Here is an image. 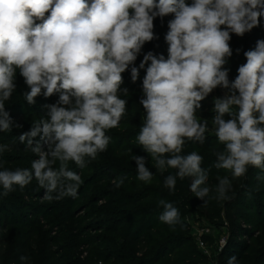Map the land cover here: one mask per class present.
<instances>
[{"label": "clouds", "instance_id": "obj_1", "mask_svg": "<svg viewBox=\"0 0 264 264\" xmlns=\"http://www.w3.org/2000/svg\"><path fill=\"white\" fill-rule=\"evenodd\" d=\"M169 14L167 58L149 51L134 66L145 42L158 39L154 19ZM261 17L264 0H0V132L13 128L5 101L16 90V69L29 88L24 93L29 104L41 95L58 96L46 105L47 117L19 136L38 157L31 168L8 170L0 159V197L35 178L45 200L75 198L82 180L68 162L84 168L107 150L111 137L106 130L116 128L126 114L127 101L118 95L128 94L121 88L122 73L130 69L136 82L145 65L139 103L146 115L136 140L159 172L176 170L165 177L164 187L173 192L177 178H192L190 191L207 203L211 189L208 170L201 167L203 157L182 152L187 141L203 144L207 139V119L198 120L196 112L217 87L226 90L214 98L212 109L224 150L215 153L213 166L231 170L234 178L245 176L248 166L264 172V40L244 52L246 63L234 80L224 67L233 54L231 34L242 37L259 26ZM9 149L0 144V153ZM132 159L137 179L149 183L153 172L146 158ZM218 180L216 199H232L229 178ZM124 182L123 176L113 180L116 188ZM158 206L162 223L173 230L184 226L173 203L160 199ZM19 259L26 262L29 257ZM227 264L239 261L233 255Z\"/></svg>", "mask_w": 264, "mask_h": 264}, {"label": "trees", "instance_id": "obj_2", "mask_svg": "<svg viewBox=\"0 0 264 264\" xmlns=\"http://www.w3.org/2000/svg\"><path fill=\"white\" fill-rule=\"evenodd\" d=\"M172 18V14H169L165 16L162 21L159 38L153 50V54L157 56L163 55L165 58L168 56L169 46L165 41V35L169 31L168 21ZM226 68L230 69L229 73H231V67L226 66ZM143 74H146V70L143 71ZM122 78L123 82L121 88H127L129 97L120 93H118V95H120V98L127 101L126 114L122 116L116 128L106 130V135L111 137L108 147L113 150L111 154L113 157L117 158L119 162L116 164L108 162L107 166L102 167L95 166L90 160L84 168L80 169L74 162H68L69 169L73 168L75 172L94 173L96 171L97 174H92L91 178L87 180L91 182L89 187H87L86 184H80L78 194L75 198L65 197L60 200L54 199V208L58 207V211L62 213V217L65 219L64 223L74 219L76 211L88 210L96 204L105 202L106 208L100 211L101 217L99 222L95 227L94 225L92 228L88 227L86 231H92L93 229L96 233L106 232L110 236L103 240L104 245H106H103V253L94 254L92 262L89 263L98 264L100 261H103L104 264H197L195 261L198 255L191 249L193 238L190 236L191 229L188 224V218L193 213H201V211L221 221H223L222 213L225 212L227 215L226 219L230 221L234 227L238 223H242L245 227L253 229L254 227L258 228L260 224H264V216L259 218V222H254L256 213L254 212V206L252 204L253 197L251 196L254 191L260 189L259 187L264 186V180L261 181V184H252V181L249 180L242 186L240 195H236L237 190L235 191V180L238 179L231 180L232 190L228 195L233 198L230 200L216 199V186L212 185L213 191L205 198L207 203L196 198L190 191L189 178L183 180L177 178V183L173 192H170L169 189L164 187L165 177L169 174L175 175L176 170L169 168L163 173L159 172L153 166L155 161L151 159L149 154L145 152L137 142L136 137L139 134L140 127L144 122L146 114L139 103L138 88L136 82L131 80L130 71L128 70V74L126 71L122 73ZM140 87H142V84H140ZM19 92L22 91L15 90L11 98L5 101L6 110L9 112L13 122H16L20 118L25 119L27 115L30 114L29 110L31 108H28L30 104L21 101L20 98L18 99L17 94ZM53 99L55 101L57 98L55 97ZM201 104L202 107L200 110H197V114L201 117V120L207 119V131L205 133L207 139L203 144L187 141L183 146V155H187L193 151L197 152L198 145L206 150L219 148L216 143V138L209 133L213 129V124H211V122L213 123L212 117L214 113L213 111L208 112L212 107L208 106L205 102H201ZM46 105L48 104L42 101L38 103L36 107L44 111L43 109H47ZM138 109H142V111ZM24 111L28 112L24 113ZM32 117L39 120L40 118H46L47 115L44 116L43 112L37 110V112L32 114ZM225 118L228 119L229 117L226 116ZM0 144L9 145V151L14 150L18 146H20L22 152L28 150L26 149V144L19 141V135H17L14 130L11 132H0ZM222 148L224 149V146H222ZM133 155L145 157L147 162L152 165V167H149V170L153 172V178L149 183H155L157 185L156 188H144L143 185L148 183L137 179V171H130V173L125 176L124 184L120 188L115 187L112 191L115 192V194L106 193L103 196H97L91 193L94 187H98L105 183H113L114 179L121 177L117 171H123L125 169H123L122 166L125 167L124 163L126 159L134 161L136 166L135 160L132 159ZM168 155L167 153L165 154V156ZM18 157L19 156H6L5 154H0V159L4 161V167L21 161ZM23 161L24 160H22V162ZM215 161V158L209 160L207 156L203 157V162L209 170V177L224 176L222 173L225 174L226 171H231L215 168L213 166ZM54 166L58 168L59 161H57ZM251 167L253 171H256L258 177L264 176V172L259 168L254 166ZM85 168H88V170L86 171ZM231 177L234 178L233 176ZM33 181L34 178L31 182ZM21 190L19 186H16L15 190L10 192L7 196L0 197V264L33 263L31 249L36 247L34 239L37 236V230H35L34 225L42 221L38 216L39 214H37L38 209H36L34 205L23 202L22 205H19L18 203L14 204L12 202L10 197L13 196L14 199V193H18ZM41 190L45 191L43 188H41ZM87 197L89 200H85ZM40 198L41 194L38 193L27 196V199ZM160 199H165L173 203L174 206L179 209L181 221L184 225L183 227L177 225L175 230H173L170 226L159 220V216L163 211L162 207L158 206V201ZM22 207L25 212L24 216L20 218V208L22 209ZM15 226H22L24 230L22 242L7 255V231L10 227ZM251 236L252 232L250 230L242 226H236L231 232L232 239L230 244L232 243L234 245V250L246 252L248 245L243 242H238V240ZM74 241L77 242V240ZM120 242L123 243V246L118 244ZM54 243L55 241H51L50 251L57 248ZM98 243H101V239H96L93 242V244ZM78 245L79 244H75L68 250L65 256L66 264H87V262L77 259L76 254L73 253ZM61 250H67V248L63 246ZM22 255L29 257L28 261L21 262L19 257ZM237 259L239 261L240 258L238 257ZM48 263H50V260L46 258L42 264Z\"/></svg>", "mask_w": 264, "mask_h": 264}, {"label": "rangeland", "instance_id": "obj_3", "mask_svg": "<svg viewBox=\"0 0 264 264\" xmlns=\"http://www.w3.org/2000/svg\"><path fill=\"white\" fill-rule=\"evenodd\" d=\"M187 4H191L193 0H185ZM131 11V10H130ZM50 13H46V16ZM164 19V18H163ZM163 19L157 17L154 19V33L159 38L160 30L162 28V21ZM39 23V21H37ZM223 27V26H222ZM257 40H264V17L260 18V24L259 26L253 28L250 32L245 33L242 37L237 36L236 34H231V40L229 41L230 47L232 49V56L228 58V62L224 67L230 66L231 67V73H229V80H234L236 76L238 75L237 69L240 65L246 63V58L244 56V52L248 50H252L256 46ZM157 39H153L152 41L145 42L141 53L137 56L136 61L134 62V66L139 67V64L143 60L144 54L151 51L153 52L155 44ZM237 49H240L239 53H237ZM150 63V62H149ZM147 68V65H145L144 69H140L139 71V77L136 81V86L138 88V97L141 99L143 96L142 87H140V84H142L143 78L145 74H143V71H145ZM19 69H16V90H20L22 92H19L18 99L20 98L21 101L27 102L24 98V93L29 91L28 86L24 82V78L19 75ZM130 71V69H129ZM126 73L128 74V70H126ZM224 89L217 87L214 89L203 101L208 106H211L212 109L214 107V98L216 97H222L225 94ZM126 97H129V95H124ZM57 98L58 96L55 94L51 97L45 98L44 96H39L36 98L35 104H30L28 108L30 114L27 115L25 119L20 118L13 124L12 130L15 131L17 135H21L24 132H27L31 129L32 125L36 122H38V119L35 117H32V114L34 112H43V115L46 116L48 109H43L44 111H41V109H38L36 106L38 103L45 101L48 105L55 103L53 98ZM6 104V103H5ZM142 106V105H141ZM212 109H209L208 112H212ZM139 111H142V109H138ZM28 111H24L26 113ZM196 116L198 120H201V117L197 114ZM21 125V127H16L15 125ZM211 124H213L211 122ZM210 135L214 136L216 138V143L219 146L218 149H210L206 150L203 147H200L198 145L197 153L200 154L202 157L207 156V159L213 160L216 159L215 153L219 151H223L224 149L222 146H224L223 143L219 142L217 136H216V127L213 124V129L209 132ZM35 139H39V137H36ZM25 148V147H24ZM43 149L46 150L47 146L43 145ZM113 150L109 147H107V150L104 152H101L97 155L96 159L91 160L92 164L95 166H107L108 162H111L112 164H116L119 161L118 159L113 157L111 154ZM6 156L14 155L19 156V160L17 163L13 165L6 166L4 168L8 170H15L17 168H31V163L34 159H37V155L33 153L31 150L23 151L21 150L20 146L16 147L14 150H6L3 153ZM214 158H213V157ZM22 160H24L22 162ZM124 166H122L123 171H117L120 176H127L130 171H137L136 166L134 164V161L131 159H126V162L124 163ZM146 166L152 167L150 163H146ZM202 168L207 169L206 164L202 162L201 165ZM90 168V167H88ZM88 168H85L87 171ZM80 169V168H79ZM1 170V168H0ZM3 170V168H2ZM72 171H75L73 168L70 169ZM209 171V170H208ZM80 175L82 180V185H85L89 187L91 185V182H88L87 180L91 178L92 174H97L95 171L94 173H81L76 172ZM224 176H208L207 186L212 190V185L217 186L219 183L218 178H223L227 176L230 181L236 178H232L231 171H226L225 174L222 173ZM236 181V195L241 194V188L244 184H246L249 180L252 181V184H261V179H258V175L256 171L252 169L251 166H248L247 174L243 177L237 178ZM190 184L192 182V178H189ZM88 182V183H87ZM144 188H156L157 185L155 183H148L143 185ZM260 189L257 191H254L251 196L253 197V206H254V212L256 213V217L254 216V222H259L261 217L264 216V186L259 187ZM115 189V186L113 183H105L101 184L98 187H94L91 191L92 194H96L97 196H103L106 193H113L112 192ZM210 191V192H211ZM41 194L40 199H27V196L34 195V194ZM45 191L41 190V187L38 185L36 179L34 178V181L29 183L27 186H25L20 192L14 193V199L13 196L10 197L12 199V202L14 204L22 205L23 203H28L31 205H34L36 209H38L37 214L41 218V221L39 224L34 225L35 230H37V236L34 239L36 243V247H33L31 249L32 251V264H42L46 258H49L50 263L48 264H66L65 262V256L67 255L68 250L71 248V246H74L75 244H79L77 246V249H74L75 251L73 253L76 254V258L80 259L83 262H87V264H90L89 262H92L93 255L96 253H103V240H105L108 235L106 232H100L96 233L92 229V231H86L87 228H92L93 225H95L100 220V211L106 208L105 202H101L99 204H96L92 207H90L88 210L84 211H76V215H74V219H71L70 221L64 223V217H62V213L58 211V207L54 208V199L49 201L45 200L44 197ZM114 196V195H113ZM112 198V197H111ZM110 198V199H111ZM88 197L85 199L87 200ZM89 200V199H88ZM108 201V200H107ZM23 202V203H22ZM86 202V201H85ZM89 203V201H88ZM70 207V206H69ZM66 210H69L68 208H65ZM71 209V207H70ZM20 218L24 216V208H20ZM74 212V211H73ZM200 212V211H198ZM72 213V212H71ZM95 215V216H94ZM71 216V214H70ZM223 221L219 219H215L210 215H207L204 211L201 213H193L188 218V224L191 229L190 236L193 238V243L191 249L195 252V254L198 255L195 263L197 264H227V260L230 256L236 255V257L239 259V264H264V224H260L258 228L251 229L250 227H245L242 225V223H238L235 225V227L232 225L230 221H228L227 215L225 212L222 213ZM236 226L243 228H247V230H250L252 232L251 237H245L244 239L238 240V242H243L248 245L246 252H241L240 250H234V245L231 242V232ZM86 231V232H85ZM24 234V230L22 229V226H15L10 227L7 231L8 236V246H7V255L10 251L15 249L17 246H19L22 242V236ZM96 239H101V243L93 244V242ZM74 240H77L75 242ZM55 241V246H57L56 249H53V251H50V243ZM75 242V243H74ZM120 246H123V243H118ZM241 244V243H239ZM65 246L67 250H61ZM106 246V245H104ZM203 259V260H202ZM94 262V261H93ZM99 264V263H98ZM104 264V263H103Z\"/></svg>", "mask_w": 264, "mask_h": 264}]
</instances>
